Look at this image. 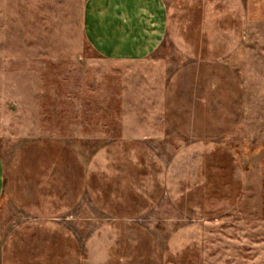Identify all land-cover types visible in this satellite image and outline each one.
Segmentation results:
<instances>
[{"label": "rangeland", "instance_id": "rangeland-1", "mask_svg": "<svg viewBox=\"0 0 264 264\" xmlns=\"http://www.w3.org/2000/svg\"><path fill=\"white\" fill-rule=\"evenodd\" d=\"M87 1L0 0L5 264H264V0L180 1L138 60Z\"/></svg>", "mask_w": 264, "mask_h": 264}, {"label": "crops", "instance_id": "crops-1", "mask_svg": "<svg viewBox=\"0 0 264 264\" xmlns=\"http://www.w3.org/2000/svg\"><path fill=\"white\" fill-rule=\"evenodd\" d=\"M183 0H88L84 34L102 56L138 60L151 56L172 35L184 12ZM224 10V6L222 8ZM6 191V165L0 153V203ZM6 263L0 235V264Z\"/></svg>", "mask_w": 264, "mask_h": 264}]
</instances>
